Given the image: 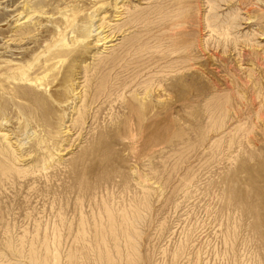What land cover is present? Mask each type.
Here are the masks:
<instances>
[{
	"label": "rangeland",
	"instance_id": "rangeland-1",
	"mask_svg": "<svg viewBox=\"0 0 264 264\" xmlns=\"http://www.w3.org/2000/svg\"><path fill=\"white\" fill-rule=\"evenodd\" d=\"M35 1L0 0V264H264V0Z\"/></svg>",
	"mask_w": 264,
	"mask_h": 264
},
{
	"label": "bare ground",
	"instance_id": "bare-ground-1",
	"mask_svg": "<svg viewBox=\"0 0 264 264\" xmlns=\"http://www.w3.org/2000/svg\"><path fill=\"white\" fill-rule=\"evenodd\" d=\"M8 2H9V0H7ZM14 1V0H13ZM68 2V1H67ZM11 3V2H10ZM55 3H57V0H56V2ZM13 4V3H12ZM28 5V4H27ZM43 5H45V1L44 0H36L34 3H32L31 5H30V8H33V9H35V11H34V13H38L39 12V14L40 13H43V12H41L40 10H41V8H42V6ZM57 5H58V3H57ZM62 5V4H61ZM60 6V5H59ZM115 7H116V4L114 5ZM118 6V5H117ZM6 7V6H5ZM16 7V6H15ZM19 7V6H18ZM22 7V6H21ZM63 7V6H62ZM124 7H126L125 5H124ZM117 8V7H116ZM121 8V7H120ZM63 9V8H62ZM45 10H47V8L45 9ZM58 10V9H57ZM116 10H119V9H116ZM57 12V11H56ZM115 12V11H114ZM21 15V14H20ZM35 15V14H34ZM46 15V14H45ZM36 16V15H35ZM39 16V15H38ZM37 16V17H38ZM43 16V15H42ZM119 16V15H118ZM53 17V16H52ZM22 18V17H21ZM25 18V17H24ZM26 19L27 20H30V16H27L26 17ZM32 19V18H31ZM26 20V21H27ZM100 20V19H99ZM16 21V20H15ZM20 21V20H19ZM26 21L22 24V26H20L21 28H23V27H28L29 26V24L28 23H26ZM29 22V21H28ZM49 22V21H48ZM62 22V24H67L69 21L67 20V19H65L64 21H61ZM50 26H52V25H50ZM37 27V26H36ZM35 27V28H36ZM95 28V27H94ZM101 28V27H100ZM49 29V28H48ZM32 30H34V28H32V27H28V31H26L27 33H25V34H29ZM99 30V29H98ZM19 31V30H18ZM92 31V30H91ZM35 32V31H34ZM90 32V31H89ZM21 34H24V32H20ZM52 33V32H51ZM99 33V32H98ZM32 34V33H31ZM31 34H29V35H31ZM35 34V33H34ZM58 34H60V31L58 32ZM100 34V33H99ZM33 35V34H32ZM98 35V34H97ZM104 35V34H103ZM99 36V35H98ZM110 36V35H109ZM18 37V36H17ZM105 37V36H104ZM25 38V37H24ZM27 38V37H26ZM101 38V37H100ZM23 40H25V39H23ZM22 40V41H23ZM36 40V39H35ZM40 40V39H39ZM1 41V40H0ZM109 41H110V39H109ZM5 42V41H4ZM15 43V42H14ZM31 43V42H30ZM96 43V42H95ZM19 44V43H18ZM25 44V43H24ZM97 44V43H96ZM50 46H53L52 48H54V50H55V53H51V54H47L46 56H50V57H48V58H46V60H49V59H51L52 57H51V55H53V57L54 58H59V57H62V55L63 56H65V54H61V52L59 51V49H57V48H55V45H57V42L55 41V44L53 45V44H49ZM19 47V46H18ZM46 47H49L48 45L46 46ZM49 49L50 48H47L44 52H48L49 53ZM181 49V48H180ZM9 50V49H8ZM11 50V49H10ZM28 50H29V48H28ZM24 51V50H23ZM3 52V51H2ZM24 53V52H23ZM31 53V52H30ZM13 55V54H12ZM184 55V54H183ZM6 56H8V55H6ZM27 57V56H26ZM66 57V56H65ZM189 57H190V55H189ZM185 58V57H184ZM190 60V59H189ZM2 61V60H1ZM191 61H193V60H191ZM190 65V64H189ZM184 66V65H183ZM191 68V67H190ZM8 70V69H7ZM43 71H46V68H44L43 69ZM42 73V72H41ZM184 73V72H183ZM36 74H39V73H36ZM22 76L25 78V80L26 81H33V83L36 85V86H38V87H42L43 85H45L42 81H43V79L45 80V78L44 77H39V75H37V76H35V77H33V78H29L28 77V75L26 74V72L25 71H21V72H18V73H16L15 74V77L14 78H18V79H23L22 78ZM73 88V87H72ZM49 89V88H48ZM74 89V88H73ZM30 90V89H29ZM72 91V90H71ZM68 93H70V92H68ZM69 97V96H68ZM70 100V99H69ZM34 101H36V102H41L42 101V99L40 98V97H36V98H34ZM71 104V103H70ZM59 107V106H58ZM61 110V109H60ZM206 110H207V108H206ZM7 135V134H6Z\"/></svg>",
	"mask_w": 264,
	"mask_h": 264
}]
</instances>
